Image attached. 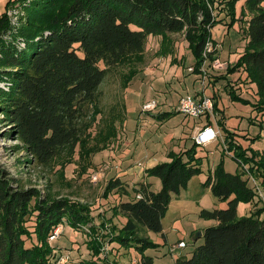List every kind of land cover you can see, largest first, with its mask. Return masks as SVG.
<instances>
[{
  "label": "trees",
  "instance_id": "16d2710c",
  "mask_svg": "<svg viewBox=\"0 0 264 264\" xmlns=\"http://www.w3.org/2000/svg\"><path fill=\"white\" fill-rule=\"evenodd\" d=\"M239 1H8L0 14V124L5 125L4 136L19 142L11 148L25 151L29 157L24 163H33L34 168L53 165L63 152H77L89 125L87 119L100 112V87L113 68H129L122 83L127 88L145 61L148 38L161 36L163 45L173 34L184 35L197 71L206 60L210 66L219 54L212 30L226 23L227 16L235 22ZM240 12L246 43L231 71H242L244 84L253 85L254 91L231 88L229 95L233 101L251 105L250 121L256 119L259 128L257 140L252 141L257 142L264 140V0H244ZM209 42L213 51L207 49ZM244 92L251 98L243 96ZM217 104L215 100L213 105ZM172 113L161 112L156 117L165 119ZM115 119L107 130L108 139L118 135ZM207 124H213L209 116L203 125ZM225 141L238 168L228 171L220 159L203 185L227 201V206L200 211L202 218L215 223L204 229V242L191 257L181 255L175 264H264V210L238 215L239 202L251 203L256 195L247 175L264 177V147H244L228 134ZM92 147L81 149L80 154L97 150ZM198 147L204 149L193 141L183 151H170V160L146 168L145 179L131 187L120 176L108 180L104 195L115 193L113 213L125 220L111 241L139 250L142 255L136 264H155L145 251L160 244L149 234L163 233L162 220L173 194L203 172L206 154H198ZM243 162L249 171L241 167ZM149 176L160 178V190L152 189ZM19 180L0 164V264H56L51 233L64 221L74 229L84 228L91 206L50 191L43 194ZM89 262L84 264H96Z\"/></svg>",
  "mask_w": 264,
  "mask_h": 264
},
{
  "label": "rangeland",
  "instance_id": "374dc122",
  "mask_svg": "<svg viewBox=\"0 0 264 264\" xmlns=\"http://www.w3.org/2000/svg\"><path fill=\"white\" fill-rule=\"evenodd\" d=\"M8 1L10 0H0V14L5 11ZM243 3L244 0L237 3L238 15L234 23L227 16L223 19L226 23H219L212 30L213 39L219 42L220 59L225 62L222 68L215 69L206 64L205 67L201 65L197 71L194 66L195 56L183 34L170 35L171 40L163 45L161 36H150L146 44L145 61L138 65L139 73L130 85L127 88L122 85L129 68L117 67L110 71L100 87V112H94L87 119L89 125L82 136V147L77 152L61 153L51 166L34 168L33 163H24L29 156L25 151L11 148V145L19 142L15 138L4 136L5 125L0 124V164L11 175L19 177L18 183L25 187H36L43 194L50 191L55 195L81 200L91 206L89 224L83 225L84 228L74 229L64 221L58 239H48L57 252L56 264L63 255L68 256V264L91 263L89 261H95L96 264L138 263L142 255L139 250L126 249L111 241V236L116 234L115 230L125 220L113 213L117 196L114 192L104 195L105 186L114 176H120L129 187L145 179L146 168L170 160V151L179 152L189 148L198 127L209 116V121L216 124L220 131L219 138L204 145V149L197 148L198 154H206L202 161L203 172L195 175L188 187L173 194L162 220L163 233L149 234L160 245L148 248L145 253L153 256L155 264H175L181 255L191 257L196 246L204 242V229L215 221L202 218L200 211L204 208H225L227 201L214 196L211 188L203 183L220 159L224 160L226 170L235 172L238 168V162L234 159L229 144H226L225 137L228 134L231 139L253 150L264 147L263 139L252 141V138L257 140L259 128L255 124L256 119L250 121L251 105L233 101L229 95L231 88H236L239 92L242 89L254 91L253 85L248 88L249 84H244L242 71H231V66L237 62L246 43L241 33L244 25V19L240 15ZM248 92L243 96L251 98ZM187 93L199 100L209 97L213 104L218 100V107L212 104L213 108L208 116H184L177 112L176 107L180 97ZM150 99H156L158 107L145 112L142 106ZM114 106L119 115H113ZM161 112L173 113L165 119L156 117ZM114 119L118 135L108 139L107 130ZM87 145L93 146L92 149L96 147L97 150L80 154V150L87 148ZM240 164L249 171L247 165L244 167V162ZM96 174L99 179L94 181L93 176ZM247 177L256 195L251 203L239 202V217L264 210V177L255 173H250ZM147 179L153 183L154 191L160 190L162 184L159 177L149 176ZM92 228L95 230L93 234ZM181 239L187 243V247L177 246Z\"/></svg>",
  "mask_w": 264,
  "mask_h": 264
},
{
  "label": "built area",
  "instance_id": "2783aa9c",
  "mask_svg": "<svg viewBox=\"0 0 264 264\" xmlns=\"http://www.w3.org/2000/svg\"><path fill=\"white\" fill-rule=\"evenodd\" d=\"M219 45L216 46L218 48ZM208 51H213L215 49L213 43L209 42L207 45ZM207 57V55L205 54ZM208 58V57H207ZM209 62V60H206L203 64V67L206 66V64ZM225 62H222L220 59V56H216L214 60H212L210 66L212 68H222L224 66ZM209 65V64H207ZM193 68H190L192 70ZM213 100L209 97H205L203 99H197L193 94L187 93L185 95H182L179 99V102L177 104V110L180 113H183L184 116L196 118L200 117L204 114H207L209 111L213 108ZM156 107H158V102L156 99H150L146 101L142 108L145 112H149L154 110ZM219 129L214 124H207L202 125L198 127V130L194 134V141L201 146L211 144L212 142L216 141L219 138ZM141 164V163H140ZM94 181L99 179V175L96 174L93 176ZM61 226H58L54 229V231L50 235L51 240H56L60 235ZM177 246L182 248L186 247L187 243L184 240H180L177 243ZM58 264H68V256L59 259Z\"/></svg>",
  "mask_w": 264,
  "mask_h": 264
},
{
  "label": "crops",
  "instance_id": "0c3cea01",
  "mask_svg": "<svg viewBox=\"0 0 264 264\" xmlns=\"http://www.w3.org/2000/svg\"><path fill=\"white\" fill-rule=\"evenodd\" d=\"M218 56H219V54H218ZM244 93H245V92H244ZM244 93H243V94H244ZM215 126H216V124H215ZM216 127H217V126H216ZM155 164H156V163H155ZM144 176H145V171H144ZM143 179H144V178H143ZM181 240H182V239H181ZM186 247H187V246H186Z\"/></svg>",
  "mask_w": 264,
  "mask_h": 264
},
{
  "label": "bare ground",
  "instance_id": "6f19581e",
  "mask_svg": "<svg viewBox=\"0 0 264 264\" xmlns=\"http://www.w3.org/2000/svg\"><path fill=\"white\" fill-rule=\"evenodd\" d=\"M57 239H58V238H57ZM57 239H56V240H57Z\"/></svg>",
  "mask_w": 264,
  "mask_h": 264
}]
</instances>
